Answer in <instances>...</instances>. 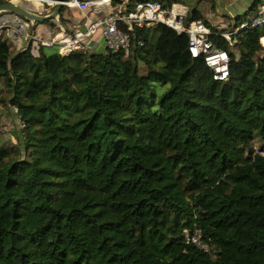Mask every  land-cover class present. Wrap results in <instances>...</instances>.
Returning a JSON list of instances; mask_svg holds the SVG:
<instances>
[{
    "label": "trees",
    "instance_id": "16d2710c",
    "mask_svg": "<svg viewBox=\"0 0 264 264\" xmlns=\"http://www.w3.org/2000/svg\"><path fill=\"white\" fill-rule=\"evenodd\" d=\"M262 32L231 51L215 39L227 82L162 24L129 54L0 39L2 102L22 126L15 157L0 145V264H264ZM195 226L209 252L187 243Z\"/></svg>",
    "mask_w": 264,
    "mask_h": 264
},
{
    "label": "built area",
    "instance_id": "2783aa9c",
    "mask_svg": "<svg viewBox=\"0 0 264 264\" xmlns=\"http://www.w3.org/2000/svg\"><path fill=\"white\" fill-rule=\"evenodd\" d=\"M115 0H67L63 2L64 8L76 9L84 14L86 18L82 27L73 30L71 33L56 24L58 33L62 37L45 39L38 31L39 24L18 14H8L0 19V39L7 41L22 42L28 46L40 45L46 47L59 46L61 53L73 51H87L86 44L95 39L101 38L105 50L109 53L120 52L130 53L134 42L144 45L142 37L136 35L137 30H144L152 25H166L176 31L179 35L188 37V48L190 55L197 60H202L213 73L217 82H227L230 79L231 54L228 50L220 47L215 39H222L227 42L230 51L238 44V35L245 30H262L260 44L264 50V0L256 4L252 17L245 19L242 23L236 24L232 31H220L219 28L207 25L202 20L188 21V10L174 5L166 10L158 2H147L139 4L135 9L130 10L127 2L118 5L117 9L104 17L91 18V13L102 12ZM40 3L54 5L57 1L39 0ZM59 19V17H57ZM41 33V34H39ZM264 156V151L258 152ZM185 236L188 244L194 245L204 252L210 251V245L202 239V231L196 226L193 229H185Z\"/></svg>",
    "mask_w": 264,
    "mask_h": 264
},
{
    "label": "rangeland",
    "instance_id": "374dc122",
    "mask_svg": "<svg viewBox=\"0 0 264 264\" xmlns=\"http://www.w3.org/2000/svg\"><path fill=\"white\" fill-rule=\"evenodd\" d=\"M6 1L20 4L24 7L31 9L34 12L43 15L53 12L55 9L54 5L40 3L39 0H31V1L6 0ZM51 1H58V0H51ZM125 1L127 2V4H129L130 2V0H119L120 3H123ZM231 2L232 0H183L176 5L187 9L188 12L191 8H198L201 11V13L204 15L205 19L208 21L210 26L215 27L216 29L219 28L220 31L230 32L235 28L236 24L240 25V23H242L245 19L252 17V15L254 14V10L252 11L248 10V12H244L240 15L241 18L239 20H236V16L230 14L229 10L226 11L224 10L227 9L226 6H228V4ZM72 10H70L69 8H63L59 16V19H53L52 21H48L49 24L51 23L57 24L56 23L57 20L60 23H64L65 19L63 18L66 17ZM225 12L227 13V15H225ZM7 15L8 14H4L0 16V19L3 16H7ZM43 25L44 24L40 23L39 28H41V26ZM69 32H72V30H69ZM12 44L15 45L16 47L24 45V43L22 42H15V41H12ZM141 71L142 73H144V69H142ZM3 93L4 91L0 92V145L4 144L5 148L7 147L9 148V150H12V156L15 157L16 151L19 150V144H20V141L15 138L17 137L18 131L20 130V128H22V126L18 118L11 112L8 106L4 105V103L2 102V96H5V94ZM263 147L264 144L258 138H255L252 142H250L251 151L258 152L261 151Z\"/></svg>",
    "mask_w": 264,
    "mask_h": 264
},
{
    "label": "crops",
    "instance_id": "0c3cea01",
    "mask_svg": "<svg viewBox=\"0 0 264 264\" xmlns=\"http://www.w3.org/2000/svg\"><path fill=\"white\" fill-rule=\"evenodd\" d=\"M260 0H232L231 3L228 4V6H226L227 9L229 10L230 14H232L233 16H240L242 13L244 12H248L251 10L255 9V5L257 3H259ZM257 2V3H256ZM256 3V4H255ZM128 5V4H127ZM117 6H114L113 4L109 5L108 8H106L104 11V13L106 15L113 13L116 9ZM70 9V8H69ZM72 10V9H70ZM100 13V12H99ZM97 13L96 11H94V13H91V18L96 19L98 16H100V14ZM225 15H227V13L225 12ZM57 19V18H56ZM63 19H65L64 23H60L58 20L56 23H59L60 25H62L67 32H69V30H75L77 28H80L84 25L85 23V17L84 14L81 13L80 11L73 9L66 17H64ZM237 20V19H236ZM55 25V26H52ZM38 31L42 33V35L45 37V39H52L53 37H59L61 38L63 33H58L56 24H44L43 26H41V28H39L38 26ZM71 33V32H69ZM22 46H19L17 48H21ZM86 49L93 51V52H100V51H106L105 50V46L101 40V38H95L91 41H89L86 44Z\"/></svg>",
    "mask_w": 264,
    "mask_h": 264
},
{
    "label": "water",
    "instance_id": "95a60500",
    "mask_svg": "<svg viewBox=\"0 0 264 264\" xmlns=\"http://www.w3.org/2000/svg\"><path fill=\"white\" fill-rule=\"evenodd\" d=\"M66 1L67 0H58L57 1L58 3L56 4L54 11L46 15L34 12L31 9L24 7L20 4L9 2L0 5V16L4 14H18L34 21L37 24L46 23L60 16L62 9L64 8L63 2Z\"/></svg>",
    "mask_w": 264,
    "mask_h": 264
},
{
    "label": "bare ground",
    "instance_id": "6f19581e",
    "mask_svg": "<svg viewBox=\"0 0 264 264\" xmlns=\"http://www.w3.org/2000/svg\"><path fill=\"white\" fill-rule=\"evenodd\" d=\"M26 1H31V0H26ZM105 1H107V2H108V0H105Z\"/></svg>",
    "mask_w": 264,
    "mask_h": 264
}]
</instances>
